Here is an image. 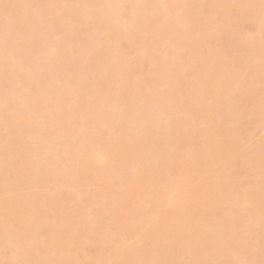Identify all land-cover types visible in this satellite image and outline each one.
Wrapping results in <instances>:
<instances>
[{"label": "rangeland", "instance_id": "obj_1", "mask_svg": "<svg viewBox=\"0 0 264 264\" xmlns=\"http://www.w3.org/2000/svg\"><path fill=\"white\" fill-rule=\"evenodd\" d=\"M17 1L0 264H264V0Z\"/></svg>", "mask_w": 264, "mask_h": 264}, {"label": "bare ground", "instance_id": "obj_2", "mask_svg": "<svg viewBox=\"0 0 264 264\" xmlns=\"http://www.w3.org/2000/svg\"><path fill=\"white\" fill-rule=\"evenodd\" d=\"M16 1H17V0H14V2H16ZM18 1H19V0H18ZM18 1H17V3H18ZM26 1H27V0H26ZM109 1L112 2L111 0H109ZM21 2H22V4L25 3V2L22 1V0H21ZM21 2H20V3H21ZM23 2H24V3H23ZM43 3H44V4H43ZM43 3L41 2L42 6H43V5H47V6H43L44 9L47 8L49 2L47 3V1H46V2L43 1ZM114 3H115V2H114ZM25 4H26V3H25ZM114 5H115V4H114ZM116 5H117V4H116ZM40 8L42 9V7H40ZM44 9H42V13H45L46 10H47V9H46L45 11H43ZM34 17H35V16H34ZM37 17H38V16H37ZM29 18H30V16H29ZM31 18H32V16H31ZM32 19H33V18H32ZM34 19H36V18H34ZM34 19H33V20H34ZM39 21H40V20H39ZM27 22H28V20H27ZM29 22H30V21H29ZM27 24H28V23H27ZM29 24H30V23H29ZM33 24H36V25L39 24L38 27L41 26V25H40V22L35 23V21H34ZM31 25H32V23H31ZM33 27H34V26H33ZM39 28H40V27H39ZM39 28H37V29H39ZM29 29H30V28H29ZM29 29H28V30H29ZM33 29H34L35 31L37 30V29H35V28H33ZM33 29L31 28L30 30H33ZM24 30H25V29H24ZM30 30H29V32H30ZM25 31L27 32V30H25ZM21 32H23V31H21ZM21 32H20V33H21ZM26 32H24V33H26ZM37 32H38V31H37ZM30 33H31V32H30ZM30 33H29V34L27 33V35H30ZM32 34H34V33H31V35H32ZM12 35L15 36V34H12ZM17 35H18V33H16V36H17ZM23 35H24V34H21V37H18L19 35H18L17 37L20 38V39H22V37H23V39H24V36H26V35H24V36H23ZM1 36H2V35H0V37H1ZM4 36H5V38L8 37L7 40H10L11 38L14 37V36H13V37L10 38L9 35H8V36L3 35V38H4ZM16 36H15L14 38H15V40H18V38H17ZM26 37H29V36H26ZM5 38H4V41H3L4 44H5V42H6ZM9 38H10V39H9ZM16 38H17V39H16ZM20 39H19V40H20ZM26 39H28V38H26ZM19 40L16 42V44L19 42ZM0 41L2 42V39H1ZM13 41H14V40H11V42H13ZM20 41H21V40H20ZM1 42H0V52H1L2 49H3V47H1V46L4 45V44L1 43ZM6 43H7V42H6ZM8 43H9V42H8ZM8 43H7V44H8ZM13 43H15V42H13ZM10 44L12 45V43H9V46H10ZM16 44H15V45L13 44L12 46L14 47V46H16ZM19 44H20V42H19ZM19 44L17 45L18 47H19ZM5 46H6V44L4 45V48H6L8 45H7L6 47H5ZM13 47L10 46V48H13ZM10 48H6V49H7V50L9 49V51H11L12 49H10ZM14 48H15V47H14ZM7 50H4V51L1 52V54H2V53H3V54H2V56H0V59H1V57H3L4 55H7L8 53L10 54V55L8 54L9 56H4V58H3V59H4V62H3V63H6V61H7V59H8L7 57H9L8 61H9V62H12V58H11L12 56H11V53H10L9 51L7 52ZM14 50H16V49H14ZM14 50H13V51H14ZM16 51H17V50H16ZM5 52H7V53L5 54ZM12 53H13V52H12ZM1 54H0V55H1ZM13 54H14V53H13ZM38 54H39V55H38ZM38 54H37L38 57H41V56H42V55H40L41 53H38ZM15 55H16V53H15ZM5 57H6L7 59H6ZM44 57H45V56H43V57H41V58L43 59ZM3 59H2V61H3ZM45 59L47 60L46 57H45L43 60H45ZM14 60H16V58H14ZM14 60H13V62H15ZM2 61H0V62H2ZM9 62H7V63L9 64ZM3 63H1V64L3 65ZM15 64L17 65V63H15ZM37 85H38V82H37ZM38 86H39V85H38ZM44 89H45V88H44ZM44 89L41 90L42 94H43ZM46 92H47V90L44 91L45 95H47ZM4 95H5V94H4ZM4 95H0V96L3 97ZM2 97H1V99H3ZM4 97H5V96H4ZM46 97H47V96H46ZM6 98L9 99V97H6ZM48 98H49L48 100L52 99L51 97H48ZM9 100H10V99H9ZM52 100H54V99H52ZM52 100L50 101L51 103H52ZM36 101H37V100H36ZM2 102H3V103H2ZM4 102L6 103L7 100L5 101V100L3 99L2 101H0V104H1L0 106H1V107H4V104H5ZM55 102H56V101H54V103H55ZM8 103H9V102H8ZM38 103L40 104L39 101L34 102V104L37 105V106H35V108L37 107V110H38V111H39V110L41 111V109H40L41 106L39 107V106H38ZM51 103H50V104H51ZM6 105H7V104H6ZM51 106L53 107L54 104H53V105L51 104ZM1 107H0V109H1ZM12 118H13V117H12ZM12 118H9V116L7 117V119H10V122H11V123H12V121L14 120V119L12 120ZM44 121H45V120H44ZM47 122H48V121H47ZM47 122L45 121V122H44V125H45ZM13 123H14V122H13ZM47 126H48V124H47ZM49 126H51V125H49ZM18 165L20 166V165H22V163L17 164V167H19Z\"/></svg>", "mask_w": 264, "mask_h": 264}]
</instances>
